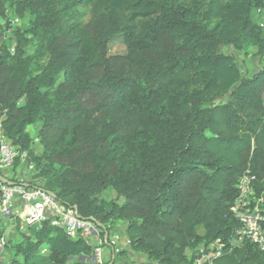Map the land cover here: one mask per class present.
Returning <instances> with one entry per match:
<instances>
[{"label": "trees", "instance_id": "trees-1", "mask_svg": "<svg viewBox=\"0 0 264 264\" xmlns=\"http://www.w3.org/2000/svg\"><path fill=\"white\" fill-rule=\"evenodd\" d=\"M253 10L264 0H0V122L35 166L29 181L8 179L96 223L108 264L114 221L156 264L229 241L245 170L264 192V66L247 76L223 51L264 56ZM28 230L1 264H87L86 240L48 220ZM211 264H264V249L245 240Z\"/></svg>", "mask_w": 264, "mask_h": 264}, {"label": "built area", "instance_id": "built-area-1", "mask_svg": "<svg viewBox=\"0 0 264 264\" xmlns=\"http://www.w3.org/2000/svg\"><path fill=\"white\" fill-rule=\"evenodd\" d=\"M16 159L33 171L34 163L29 160L26 150L19 151L3 132L0 122V177L12 169ZM7 184L0 179V218L3 220H19L26 227H39L40 223H49L62 229L71 238H82L93 246L91 254L86 258L87 264H108L103 257V237L99 227L91 220L78 217L73 209L60 204L52 194L39 186H25L10 181ZM257 179L249 169L239 177L237 194L230 207L232 216L238 221L239 227L232 238L224 242L217 238L201 243L194 248L191 264H211L215 257L221 256L226 249L231 250L242 241H248L257 249H264V192L258 191ZM6 241L0 236V248ZM110 243L113 241L110 240Z\"/></svg>", "mask_w": 264, "mask_h": 264}, {"label": "rangeland", "instance_id": "rangeland-1", "mask_svg": "<svg viewBox=\"0 0 264 264\" xmlns=\"http://www.w3.org/2000/svg\"><path fill=\"white\" fill-rule=\"evenodd\" d=\"M253 18L254 20L258 21L262 27L263 30V35H264V12L263 11H259V10H253ZM12 18V17H10ZM12 23V22H11ZM13 27L16 26H25L26 25V19L23 20H16L13 19ZM9 34V33H8ZM115 46L118 48V50H122V44L120 43H115ZM36 48L35 44H31L30 46H28L26 48L27 53H32L33 50ZM223 51L226 53H231L233 54L240 67H241V71L243 74L247 75V76H251L252 74H254L259 68H261L262 66H264V56L263 57H259L255 54V48L250 47L248 50H246V52H238L233 50V48L231 46H226L223 48ZM40 127V123H37L33 126H29L28 127V131L32 137V149L34 151V153L36 154H40L41 152V146L40 143L38 141V138L36 136L37 133V129ZM24 163L19 161L18 167L15 169V172L17 174H19L23 169H24V173H26L28 175V179L31 180L32 179V175L33 172L28 170L26 167H24L23 165ZM20 165V166H19ZM11 172L14 171L13 169H8ZM6 170V171H8ZM17 180H21V181H25L23 180L21 177L20 178H16ZM100 197L106 198V199H113L115 197V192L111 189H107L105 191H103L100 194ZM0 221H7V222H14V224L9 225V224H4L3 226V230L2 231V235L5 238L6 244L0 248V264L1 263H5V262H9L13 257H14V250H13V244L23 241L26 239V237L29 234V230L28 227H26L25 225H23L20 221H16L14 219L11 220H3L0 218ZM3 223V222H0ZM118 224L120 225V222H118ZM118 224H116L115 227L118 226ZM113 227L112 225L110 226L109 230H111ZM116 233H117V242L123 246V244H125V242L127 241V236L125 233H120L119 228H116ZM102 237V236H101ZM110 241V240H109ZM102 252L103 253H108L109 248L107 245L102 247ZM130 250H127V254H121L118 259L115 260V264H117V262L120 260L119 264H138L137 259L135 257L137 256H132V255H141V253H134V252H129ZM130 260H132L133 262H129ZM136 260V261H135ZM149 263H151V261H148Z\"/></svg>", "mask_w": 264, "mask_h": 264}, {"label": "crops", "instance_id": "crops-1", "mask_svg": "<svg viewBox=\"0 0 264 264\" xmlns=\"http://www.w3.org/2000/svg\"><path fill=\"white\" fill-rule=\"evenodd\" d=\"M20 166V165H19ZM18 167V166H17ZM16 167V168H17ZM15 168V169H16ZM12 176H14L15 178H22L23 180H25V181H29V179H28V175L26 174V173H24V169L19 173V174H17L16 172H15V170L14 171H10V170H8V171H6L5 172V177H7V178H10V177H12ZM12 221V220H11ZM17 221H19V220H17ZM0 222H3V223H0V230H3V226H4V224H9V225H12V224H14V222H7V221H0ZM118 222H120V225L118 224ZM116 224H118V226L117 227H115L116 226ZM113 227H111L112 229L111 230H109V240H111V241H113V243H111L112 245H113V247H114V249H115V252H120L119 254H117L116 255V258H115V260L116 259H118V257L122 254H127V250H130V248H129V244H128V238H127V241L125 242V244H123V246H121L118 242H117V238H118V236H117V231H116V228H119V232L120 233H125L126 234V232H125V224H124V222L123 221H114V223H112L111 224ZM110 225V226H111ZM127 236V235H126ZM110 242V241H109ZM103 247V246H102ZM108 248H109V251H108V253H103V257L106 259V260H109V258L111 257V247H109L108 246ZM103 250V249H102ZM130 252V254H131V250L129 251ZM135 253V252H134ZM133 257L134 256H137V257H135L136 259H137V262H138V264H156L155 262H153V261H151V263H149L148 261H149V259L146 257V255H144V254H141V255H132ZM136 261V260H135ZM119 262H120V260L117 262V264H119ZM129 262H133L132 260H130ZM114 264H115V261H114ZM125 264H127V263H125Z\"/></svg>", "mask_w": 264, "mask_h": 264}, {"label": "water", "instance_id": "water-1", "mask_svg": "<svg viewBox=\"0 0 264 264\" xmlns=\"http://www.w3.org/2000/svg\"><path fill=\"white\" fill-rule=\"evenodd\" d=\"M1 181L7 184H11L10 181H8L7 179H5L4 177H0ZM106 237V236H105ZM109 264H112V262H110Z\"/></svg>", "mask_w": 264, "mask_h": 264}]
</instances>
